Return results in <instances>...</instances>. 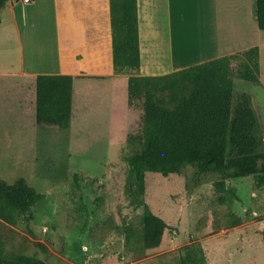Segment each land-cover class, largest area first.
I'll list each match as a JSON object with an SVG mask.
<instances>
[{
    "label": "rangeland",
    "instance_id": "1",
    "mask_svg": "<svg viewBox=\"0 0 264 264\" xmlns=\"http://www.w3.org/2000/svg\"><path fill=\"white\" fill-rule=\"evenodd\" d=\"M13 13L20 28L31 15L23 6H14ZM187 16L177 28L196 26ZM13 23L8 6L0 11V64L4 58L17 57ZM249 37L261 41L259 36ZM185 39L175 46L177 62L184 60L187 46L194 45ZM260 49L259 84L237 79L239 61L232 64L234 104L247 95L257 121L259 147L244 168L210 169L199 175L200 164L193 162L165 178L147 173L141 196L126 162L138 145L128 139L104 148H77L75 153L69 150L67 131L47 127L34 138L24 135L22 143L12 137L10 144L0 145V181L13 184L24 179L43 197L14 226L0 220L3 256L45 264H264L262 42ZM142 104V99L131 104L136 121L132 137L141 134ZM145 205L168 226L152 250L142 246Z\"/></svg>",
    "mask_w": 264,
    "mask_h": 264
},
{
    "label": "crops",
    "instance_id": "2",
    "mask_svg": "<svg viewBox=\"0 0 264 264\" xmlns=\"http://www.w3.org/2000/svg\"><path fill=\"white\" fill-rule=\"evenodd\" d=\"M10 1L4 9L9 6L13 17L17 57L4 58L0 64V145L10 144L12 137L22 143L24 135L34 138L47 128L35 124L38 75L73 78L71 121L65 130L70 152L126 143L136 121L129 105L128 75L113 71L109 0H18L15 5ZM254 3L137 0L140 65L136 75L163 76L255 46L261 65L264 32L257 27ZM14 6L30 8L22 28L13 15ZM187 15L196 26L183 31L177 25ZM183 36L194 45H188L184 60L177 62L173 52ZM249 36H259L261 41L253 42Z\"/></svg>",
    "mask_w": 264,
    "mask_h": 264
},
{
    "label": "trees",
    "instance_id": "3",
    "mask_svg": "<svg viewBox=\"0 0 264 264\" xmlns=\"http://www.w3.org/2000/svg\"><path fill=\"white\" fill-rule=\"evenodd\" d=\"M7 2L0 0V11ZM109 9L114 74H129V105L143 101L141 134L128 137L138 148L126 159L138 193L144 194L147 173L165 178L193 162L200 164L199 175L210 169L224 172L248 166L259 147L257 121L247 95L234 104L232 64L239 61L237 79L259 84L258 47L171 74L139 77L137 0H109ZM254 13L258 29L264 32V0H255ZM72 82L67 75L36 77L37 126L69 128ZM218 189L222 191V185ZM42 200L24 179L13 184L0 181V220L14 226ZM141 223L143 248H157L168 226L146 205ZM0 264L45 263L22 256L6 259L0 243Z\"/></svg>",
    "mask_w": 264,
    "mask_h": 264
},
{
    "label": "bare ground",
    "instance_id": "4",
    "mask_svg": "<svg viewBox=\"0 0 264 264\" xmlns=\"http://www.w3.org/2000/svg\"><path fill=\"white\" fill-rule=\"evenodd\" d=\"M184 31V30H183ZM189 33V32H188ZM188 35H191V34H188ZM196 35V34H195ZM184 37V36H183ZM188 39V38H187ZM187 39H185L186 41H190L189 39L187 40ZM173 43V42H172ZM173 45V44H172ZM177 49V48H176ZM176 49H175V51H176ZM180 49V48H179ZM187 49V48H186ZM178 51H180V50H178ZM181 52V51H180ZM174 53V52H173ZM179 55V53L178 52H175V54L174 55ZM175 58H176V56H175Z\"/></svg>",
    "mask_w": 264,
    "mask_h": 264
},
{
    "label": "built area",
    "instance_id": "5",
    "mask_svg": "<svg viewBox=\"0 0 264 264\" xmlns=\"http://www.w3.org/2000/svg\"><path fill=\"white\" fill-rule=\"evenodd\" d=\"M23 3H29L30 0H22Z\"/></svg>",
    "mask_w": 264,
    "mask_h": 264
}]
</instances>
